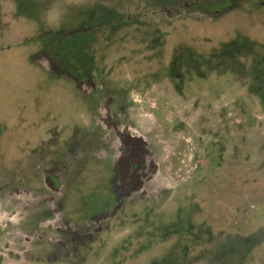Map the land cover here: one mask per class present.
Masks as SVG:
<instances>
[{
  "label": "rangeland",
  "instance_id": "rangeland-1",
  "mask_svg": "<svg viewBox=\"0 0 264 264\" xmlns=\"http://www.w3.org/2000/svg\"><path fill=\"white\" fill-rule=\"evenodd\" d=\"M141 1L147 12L161 6V0ZM125 2L25 0L20 21L0 13L1 178H25L34 190L36 181L27 170H14V161H21L39 139L48 145L53 138L46 133L49 128H58L55 143L63 150L67 140L83 135L74 130L84 126L85 104L64 76L42 73L49 67L34 53L38 34L49 28L73 30L101 20L105 11L114 19ZM239 7L214 22L194 16L169 24L161 15L151 19L147 14L149 27L124 22L114 30L106 25L92 36L90 54L103 55L102 64L98 59L95 64L106 65L99 79L119 85V92L131 90L133 122L163 163L157 177L171 178L174 191L168 202L152 206L146 228L136 233L137 245L131 248L126 240L125 248H119L129 235L128 228L122 229L74 264H264V0H242ZM157 21L165 50L173 52L161 66L144 61L143 47L134 40L139 35L147 47ZM171 55L181 63V75L173 74ZM172 81L194 82L196 94L185 90L167 104L155 103L147 85L161 95L159 87ZM175 154L176 166L170 160ZM95 168L101 170L86 176L82 199L69 193V215L79 208L87 219L103 209L112 174ZM10 220L16 223L17 216ZM24 237L0 228V264H65L49 259L47 244L48 253ZM163 239L168 243L162 244ZM176 242L181 243L178 262L170 257Z\"/></svg>",
  "mask_w": 264,
  "mask_h": 264
},
{
  "label": "flooded vegetation",
  "instance_id": "flooded-vegetation-1",
  "mask_svg": "<svg viewBox=\"0 0 264 264\" xmlns=\"http://www.w3.org/2000/svg\"><path fill=\"white\" fill-rule=\"evenodd\" d=\"M241 1L161 0L158 9L147 12L141 0H127L124 4L127 6L118 5L116 12L119 14L114 19L108 18L106 15L110 12L105 11L101 20H91L73 30L53 32L49 28L41 31L34 42V53H37V61L48 62L49 71L40 70L45 76L46 73L55 78L64 76L71 88L78 92L86 110L82 118H86L83 128L75 129L74 132H81L83 135L67 140L63 150L55 143L58 128H49L46 133L53 138L49 139L48 145L39 139L21 161H14V170H27L29 173L26 175L32 177L36 185L32 190L27 188L25 178L18 182L11 177H0V228L23 233V241L32 240L37 248L41 246L45 252L44 244H47L51 249L50 253L46 252L51 255L49 259L59 258L65 264L87 260L96 246L101 248L112 235L120 234L122 229L128 228L129 235L122 238L121 242L120 238L114 240L122 245L119 248H125L126 240H129L131 248L132 245H137L136 233L146 228L145 221L152 214V206L168 202L174 189L169 182L171 178L157 177L163 163L157 159V152L151 142L138 131L133 122L135 114L132 113L134 99L130 96L131 90L123 89V93L119 92L116 90L119 85L114 86L112 82L108 86L99 79L101 74H105L103 69L106 65L101 67L95 64L96 59L102 62L103 55L97 57L96 54H90V50L92 52L94 48L92 36L106 25H110L109 30H114L124 22H139L141 27H149L145 20L147 14L151 19L161 15L169 24L194 16L214 22L240 8ZM24 2L25 0H0V13L7 12L14 17L13 20L20 21L24 16ZM155 25L152 29L155 38L151 43L147 42V47L139 35L134 40L143 47L139 53H143L144 61L161 66L168 62L167 56L173 52L165 50V39L158 31L160 23L157 21ZM137 31L140 32L138 29ZM132 52L140 57L134 49ZM170 58L173 74L181 75V63H176L178 61L174 55ZM151 86L152 84L147 85L146 90L150 91L149 95L153 94L155 103L167 104L178 95H184L185 90H193L196 94L195 83L192 81L164 84L159 87L164 92L161 95L154 94L150 90ZM183 98L188 100V96ZM85 133L91 136L85 137ZM47 154H50L49 159H44ZM174 157L176 154L170 160L176 166L177 158ZM95 165L112 174L109 198L103 200L101 211L87 219H82L79 208L69 215L71 212L66 211L65 206L69 193L82 199L81 191L88 185L86 176L101 170L95 168ZM14 215L17 216L16 223L10 220ZM165 243L168 241L163 239L162 244ZM180 245L181 243L176 242L174 251L171 250L170 253L172 260L177 262L179 256L176 254L181 252Z\"/></svg>",
  "mask_w": 264,
  "mask_h": 264
}]
</instances>
